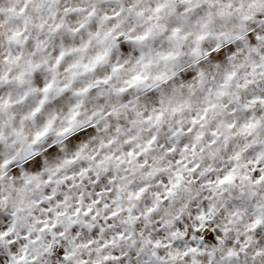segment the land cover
<instances>
[{
    "label": "snow or ice",
    "instance_id": "obj_1",
    "mask_svg": "<svg viewBox=\"0 0 264 264\" xmlns=\"http://www.w3.org/2000/svg\"><path fill=\"white\" fill-rule=\"evenodd\" d=\"M0 264H264V0H0Z\"/></svg>",
    "mask_w": 264,
    "mask_h": 264
}]
</instances>
